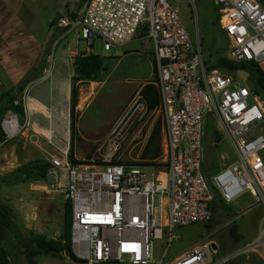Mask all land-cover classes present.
Returning a JSON list of instances; mask_svg holds the SVG:
<instances>
[{
  "label": "built area",
  "instance_id": "built-area-1",
  "mask_svg": "<svg viewBox=\"0 0 264 264\" xmlns=\"http://www.w3.org/2000/svg\"><path fill=\"white\" fill-rule=\"evenodd\" d=\"M171 1L87 0L80 14L56 21L65 32H78L90 49L101 42L104 52L123 47L148 26L157 67L158 109L164 118L158 165L114 161L117 147L99 162H72L68 148L50 159L47 181L72 203V253L86 264H211L210 242L165 262L175 228L209 223L215 192L232 203L247 191L264 206V101L239 78L208 68L201 43L192 40ZM213 1L231 42L228 59L254 62L264 73L262 4ZM191 4L194 8L196 1ZM50 73L48 67L45 76ZM142 99L138 94L136 100ZM20 103L24 105L15 101ZM206 114L216 117L236 155V161L224 165L211 181L203 169ZM27 126L29 122L21 123L16 113L3 118L4 141L19 136ZM116 133L114 129L110 134L111 146V141L117 144ZM263 238L247 247H257ZM155 240L166 242L163 259H156ZM243 252L239 247L222 262Z\"/></svg>",
  "mask_w": 264,
  "mask_h": 264
},
{
  "label": "rangeland",
  "instance_id": "rangeland-1",
  "mask_svg": "<svg viewBox=\"0 0 264 264\" xmlns=\"http://www.w3.org/2000/svg\"><path fill=\"white\" fill-rule=\"evenodd\" d=\"M80 2L81 0H37L33 12L34 17L31 19L33 22L37 21L39 30L43 34L51 16L58 17L66 14L68 10L77 9ZM176 5L181 9L180 14L184 24L187 27L190 26L191 22H194L190 9L182 6V3H176ZM262 6L264 7V5ZM218 16L221 25L220 12ZM141 32L133 38V45H138L137 48L126 52L131 58H124L121 65H118L119 67L116 65L117 59L108 60L106 70H101L97 75V81H95L97 85L94 84L96 88H88L85 95L81 94L78 86V105L74 112L71 110L70 102L62 120L56 111L48 109L49 118L45 132L42 134L36 132L31 136H22L30 128L31 123L26 117L23 120L19 117L21 123L28 121L29 126L14 139L4 141L3 136V141H0V201L12 209L13 221L23 236L31 238L37 235L47 239L60 240L64 234L67 200L64 194L52 188L47 180L40 178L16 184H8L6 179L9 174L29 162H49L53 156L61 155L52 144V131L54 132L56 125L59 130H63L65 135L68 130V154H70L71 145H73L75 160L96 162L103 161L106 154L110 153V148L115 147H117V151L112 160L119 162L142 161L143 152L157 120L160 119L164 126V118L159 109L149 111L143 99L136 100L137 95L140 94L138 91L140 84L144 81L154 80L157 84L154 44L147 35H141ZM193 36L203 37L202 34L195 33ZM86 45V42L82 40L81 49L84 50ZM230 46V40L220 28L219 35L216 36L215 48L211 52L212 55L215 58H228ZM92 50L98 55H102V43L96 42ZM121 51H123L122 48H117L110 53L115 55ZM102 60L105 63L103 57ZM231 75L249 85L248 73L238 71ZM105 79L108 84L101 88L102 83L99 82H103ZM77 83L78 81L75 85ZM26 99L27 97H25ZM17 100L25 103L23 94ZM10 114L8 113L7 116ZM54 114L58 116L54 117ZM114 129L117 131V144L111 141V146L109 139ZM93 136L96 140L92 139ZM204 159L208 162L204 164V170L210 181L216 173L224 168V165L236 161L232 145L222 133L216 117L210 114H206L204 120ZM214 206L216 210L213 220L209 224L196 223L175 228L173 231L175 238L164 261L169 262L181 252L187 250V253L200 243L210 242L211 245L217 246V249L211 252V264H264V238L257 247H247L254 240L264 237V206L259 204L247 191L230 204L219 199ZM233 223L239 225V233L243 236L238 244L230 234V227ZM207 224L210 225V228L207 227ZM11 238H13V234L9 233L8 241L6 243L3 241L0 248L5 246L9 250L13 264L16 262L17 264H28L22 243L19 241L15 246L14 242L10 241ZM154 245L156 259H163L166 253L164 249L166 242L155 240ZM236 247H240L244 252L239 256L232 257L228 262H222L224 257L230 255ZM37 263L86 264L75 260L66 252L57 256L40 255L37 257Z\"/></svg>",
  "mask_w": 264,
  "mask_h": 264
},
{
  "label": "crops",
  "instance_id": "crops-1",
  "mask_svg": "<svg viewBox=\"0 0 264 264\" xmlns=\"http://www.w3.org/2000/svg\"><path fill=\"white\" fill-rule=\"evenodd\" d=\"M35 1L37 0H0V98L3 93L15 90L24 82L27 83L22 94L25 93L27 97L26 100L24 99V109L26 119H29L31 126L22 136L45 132L49 118L48 109L56 111V114L61 116V120L63 119L64 113L67 112L68 103H71L74 80L80 78L77 73L76 59L88 55H98L87 45L84 50L81 49L82 40L79 38L78 32L68 33L56 26V20L59 17L65 15L74 17L80 14L85 3L81 4L80 2L77 9L68 10L64 15L51 16V20L47 22L46 30L41 34L37 21L33 22L31 19L34 17ZM195 1L196 6L194 8L191 0H172L171 2L178 9L180 7L176 3H182V6L190 9L194 22L186 27L192 40L201 43L204 59L207 62L209 60L207 57H211V52L215 48L219 29L221 28L223 31L222 22L220 25L218 16L220 11L213 0ZM193 33L202 34L203 37H194ZM133 44L132 39L123 47H115L109 52L103 51V54L99 56L104 58V67L106 68L110 59H117L116 65L118 66L121 65L124 58H131L126 52L137 48L138 45ZM117 48H122L123 51L115 55L110 53ZM76 53L79 55L76 56ZM51 56L52 58H50ZM48 67L51 68V73L45 76V70ZM151 82L144 81L140 84L138 91H141L146 84ZM96 83L95 81L79 80L76 86H79L81 94L85 95L88 88H96L94 85ZM99 83H102L101 88L108 84L106 79ZM56 114L53 116L55 117ZM62 133L63 130H59L56 125L52 144L60 153L64 148H67L69 141V137L67 138ZM3 136L4 134H2ZM207 163L204 159L203 169L204 164ZM204 173L208 178L205 170ZM186 251L175 256L171 261L180 258Z\"/></svg>",
  "mask_w": 264,
  "mask_h": 264
},
{
  "label": "trees",
  "instance_id": "trees-1",
  "mask_svg": "<svg viewBox=\"0 0 264 264\" xmlns=\"http://www.w3.org/2000/svg\"><path fill=\"white\" fill-rule=\"evenodd\" d=\"M87 0H81V4L86 3ZM264 5V0H259ZM57 21V20H56ZM148 26L142 29L141 35H148ZM77 73L80 78H75L72 91V112L78 105V87L75 85L76 81H97V75L101 70L106 68L103 65L102 57L99 55H88L85 57H79L76 60ZM210 70H219L224 73H236L238 71H244L248 73V84L252 92L264 101V73L259 65L254 62L236 63L228 58H215L211 55L210 59L206 62ZM156 66V64H155ZM27 83L24 82L17 86L15 90L7 91L3 93L0 98V122L8 113H16L21 120L25 116V109L22 103L15 104V101L22 95L26 88ZM140 94L146 104L147 110L154 111L160 106V96L158 87L155 84V80L146 84ZM2 129L0 127V141H3ZM162 138H163V124L159 119L155 123L150 138L146 144L145 150L142 155V161L133 162L134 164H147L158 165V160L162 156ZM73 145H71L69 159L72 162H77L74 159ZM50 167L49 162L32 161L29 162L15 172L9 174L6 179L8 184H16L19 182H27L31 179H43L48 180V169ZM222 199L218 192L214 193V200L211 203V209L216 210V201ZM223 201V200H222ZM224 202V201H223ZM213 218L210 222H212ZM209 224V223H208ZM207 227L210 228V225ZM9 233L13 234V238L10 241L17 245L19 241L24 248V254L28 264H38L37 257L40 255L45 256H57L62 252H66L72 258L77 260L71 248L72 237V203L70 200H66L65 204V223L64 234L60 240L47 239L43 236L34 235L31 238L23 236L17 229L13 218L12 209L0 201V245L4 241H8ZM230 234L233 237L236 244L240 243L243 236L239 233V225L233 223L230 227ZM236 247L232 251L236 250ZM0 264H13L10 259V252L5 246L0 248ZM14 264H17L14 263Z\"/></svg>",
  "mask_w": 264,
  "mask_h": 264
},
{
  "label": "water",
  "instance_id": "water-1",
  "mask_svg": "<svg viewBox=\"0 0 264 264\" xmlns=\"http://www.w3.org/2000/svg\"><path fill=\"white\" fill-rule=\"evenodd\" d=\"M212 248H213V250H216L217 246L215 244H212Z\"/></svg>",
  "mask_w": 264,
  "mask_h": 264
},
{
  "label": "bare ground",
  "instance_id": "bare-ground-1",
  "mask_svg": "<svg viewBox=\"0 0 264 264\" xmlns=\"http://www.w3.org/2000/svg\"><path fill=\"white\" fill-rule=\"evenodd\" d=\"M68 116H69V115H68ZM68 121H69V120H68ZM63 133H64V132H63ZM63 133H62V134H63ZM66 137L68 138V131L66 132Z\"/></svg>",
  "mask_w": 264,
  "mask_h": 264
}]
</instances>
